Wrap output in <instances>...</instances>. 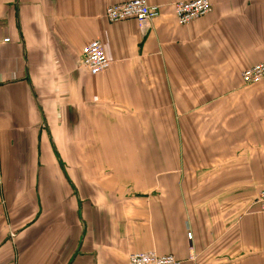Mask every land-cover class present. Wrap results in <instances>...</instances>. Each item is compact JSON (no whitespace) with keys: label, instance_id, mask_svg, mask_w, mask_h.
I'll return each mask as SVG.
<instances>
[{"label":"crops","instance_id":"crops-1","mask_svg":"<svg viewBox=\"0 0 264 264\" xmlns=\"http://www.w3.org/2000/svg\"><path fill=\"white\" fill-rule=\"evenodd\" d=\"M129 1L0 0V264H264V0L110 23Z\"/></svg>","mask_w":264,"mask_h":264},{"label":"built area","instance_id":"built-area-1","mask_svg":"<svg viewBox=\"0 0 264 264\" xmlns=\"http://www.w3.org/2000/svg\"><path fill=\"white\" fill-rule=\"evenodd\" d=\"M212 10L210 0H192L178 2L174 5V12L180 26L188 25L206 15ZM160 16V8L151 6L147 0H132L107 8L106 18L110 23H120L135 20L139 28L145 29ZM9 39L4 40V43ZM80 65L91 75L98 76L106 72L111 61L108 58L105 45L101 41H93L82 48ZM245 84L260 83L264 79V64L246 69L242 74ZM258 206L264 212V189L258 196ZM129 264H181L174 256H160L154 252L134 253L129 256Z\"/></svg>","mask_w":264,"mask_h":264},{"label":"rangeland","instance_id":"rangeland-1","mask_svg":"<svg viewBox=\"0 0 264 264\" xmlns=\"http://www.w3.org/2000/svg\"><path fill=\"white\" fill-rule=\"evenodd\" d=\"M128 21H132V20H128ZM127 22V21H126ZM147 27V26H146Z\"/></svg>","mask_w":264,"mask_h":264}]
</instances>
